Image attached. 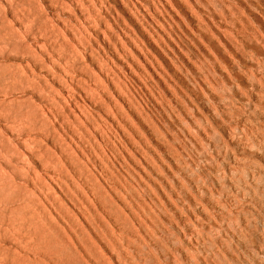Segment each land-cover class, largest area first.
<instances>
[{"label": "rangeland", "instance_id": "rangeland-1", "mask_svg": "<svg viewBox=\"0 0 264 264\" xmlns=\"http://www.w3.org/2000/svg\"><path fill=\"white\" fill-rule=\"evenodd\" d=\"M0 177L103 264H264V0H0Z\"/></svg>", "mask_w": 264, "mask_h": 264}, {"label": "bare ground", "instance_id": "bare-ground-1", "mask_svg": "<svg viewBox=\"0 0 264 264\" xmlns=\"http://www.w3.org/2000/svg\"><path fill=\"white\" fill-rule=\"evenodd\" d=\"M1 177H0V181L3 182L2 183L0 182L1 184L0 185V264H44L45 263L39 261V259H32L33 257L30 258L29 256L30 254L28 255L29 257L27 256V254L24 256L23 255L24 253L21 255L20 252L16 250V246L14 249L13 248L14 246L8 247V245L6 246L4 244L6 246L5 247L4 245H2L3 244L2 242H6V241L8 242L13 241L18 244L20 249L23 247L25 248V250L29 249V251L30 250L34 251L35 248H40L38 251L40 253L42 252V256L44 254L51 255V257L49 256V259L52 258L51 262H53L54 264H103L104 263L103 261L105 260L103 259L101 261L103 263H100V261H98L99 259L97 256L98 255L97 252L99 251L97 250V248L96 249L94 248L96 247L93 244L95 243L94 240H91L90 242L89 238L83 234V229H81L82 231L78 229L77 224H75L76 222L72 218L71 219L75 223L71 221V219L66 218L67 216L65 217V215H63L65 213L62 212L63 213L62 214L61 212H59V210L55 208L54 210H56L59 217L65 222V224L67 225V227L71 232L61 229L58 224L48 219L38 206H34L30 200L25 201L23 195H22L23 199L21 198L22 197L20 196L21 193L19 194L20 191L18 192L17 190V187L19 186L13 185L14 188H12L11 183L8 182L10 184L9 185L7 181L5 182ZM15 188L16 191L18 192L17 194L14 190ZM69 192H71V194L68 193L70 196L73 195V197L75 196L78 198V194L76 192L74 191H69ZM45 194L46 193H43V195ZM74 198H72V202H74L73 201ZM79 199L81 200V198ZM81 201L85 202L84 200ZM103 203L105 202L103 201ZM107 204L108 202H106V205ZM82 213L85 212L83 211ZM89 216L87 217L85 215V218L87 217L86 220L90 223V225H92V227L94 226V223H96L93 228L94 230H96L95 228L97 227H99L102 230L105 229L103 226H105L106 222H104V224L103 222H99L98 217L95 214L91 215L92 218L91 216L89 218ZM70 217L72 216L70 215ZM90 221H92L93 224ZM83 226L84 225H82V228ZM110 244L112 243L110 242ZM120 247L126 248L124 247V245ZM99 257L101 256L99 255ZM44 260L46 259H43V261ZM134 261H136V264L139 262L138 260H134ZM140 262L143 264L142 261ZM146 262H148V260ZM105 263L107 264V262ZM123 263L125 264L126 262ZM153 263H155V261Z\"/></svg>", "mask_w": 264, "mask_h": 264}]
</instances>
